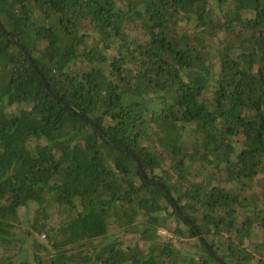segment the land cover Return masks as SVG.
I'll list each match as a JSON object with an SVG mask.
<instances>
[{
	"label": "trees",
	"instance_id": "trees-1",
	"mask_svg": "<svg viewBox=\"0 0 264 264\" xmlns=\"http://www.w3.org/2000/svg\"><path fill=\"white\" fill-rule=\"evenodd\" d=\"M0 264H264V0H0Z\"/></svg>",
	"mask_w": 264,
	"mask_h": 264
}]
</instances>
